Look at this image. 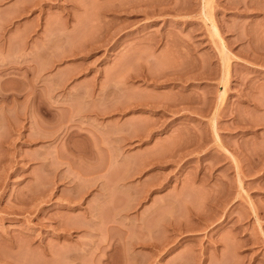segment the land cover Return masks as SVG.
Wrapping results in <instances>:
<instances>
[{
  "label": "rangeland",
  "instance_id": "rangeland-1",
  "mask_svg": "<svg viewBox=\"0 0 264 264\" xmlns=\"http://www.w3.org/2000/svg\"><path fill=\"white\" fill-rule=\"evenodd\" d=\"M0 264H264V0H0Z\"/></svg>",
  "mask_w": 264,
  "mask_h": 264
}]
</instances>
